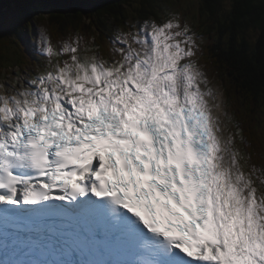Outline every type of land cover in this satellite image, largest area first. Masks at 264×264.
I'll list each match as a JSON object with an SVG mask.
<instances>
[{"label": "snow or ice", "instance_id": "snow-or-ice-1", "mask_svg": "<svg viewBox=\"0 0 264 264\" xmlns=\"http://www.w3.org/2000/svg\"><path fill=\"white\" fill-rule=\"evenodd\" d=\"M134 7L108 46L42 32L46 63L0 83V222L17 226L13 249L34 243L21 215L58 211L89 225L79 245L117 257L76 264H264V154L204 59L222 27L238 43L245 18L249 36L264 28V0Z\"/></svg>", "mask_w": 264, "mask_h": 264}, {"label": "trees", "instance_id": "trees-1", "mask_svg": "<svg viewBox=\"0 0 264 264\" xmlns=\"http://www.w3.org/2000/svg\"><path fill=\"white\" fill-rule=\"evenodd\" d=\"M191 1L192 4L200 5L202 10L217 3V0ZM145 2L149 0H0V61L3 64L11 56L22 61L29 53L32 55L30 42L39 22L49 26L53 36L61 41L79 30L82 35H96L98 41L108 46L120 21L135 19L128 14L129 9L135 11L134 6ZM151 2L177 5L171 0ZM220 2L230 4L233 0ZM249 2L258 4L259 0ZM241 25L245 36L243 42H237L235 31L222 27L218 40L209 39L204 59L210 64V75L216 77L223 93L232 97V105L238 112L244 130L255 136L258 145H261L256 126L260 118L258 109L264 105L257 98L264 91V28L257 25L251 39L248 29L252 25L246 18L241 21ZM225 31H229V39L224 38ZM249 41H252L251 47ZM253 93L256 95L253 96Z\"/></svg>", "mask_w": 264, "mask_h": 264}, {"label": "rangeland", "instance_id": "rangeland-1", "mask_svg": "<svg viewBox=\"0 0 264 264\" xmlns=\"http://www.w3.org/2000/svg\"><path fill=\"white\" fill-rule=\"evenodd\" d=\"M171 1L174 2V0H171ZM174 3H176L177 6H182V5L192 4V1L191 0H181L180 2H174ZM130 19H132V18H130ZM38 31H39L38 36L40 38L41 33L44 32L45 30L41 29L42 32L40 30H38ZM254 35L255 34L249 36V38L252 39L254 37ZM35 36H36L35 34H32V38H34ZM16 64H19L17 58L14 56H11L10 58L5 59L3 61V64H0V69H2V68H8L9 69V68L13 67V65H16ZM35 65L36 64H31V63H30V65H27V66L25 65L23 67L25 69H24V72L22 73L21 77H15L13 75L6 76L5 74L1 75L0 77L3 79H0V82L3 83L5 81V79H7L9 82H11L14 79H23L24 75H26L28 71L37 68V66H35ZM212 86L215 90H217L219 92V94L221 95V98H223L224 93H223V90L221 88V85L216 80H214ZM258 112L260 115V122L257 121V128H258V131L260 132L259 140L261 142H263V144L258 145V140L255 136L249 135L247 133H245V135L252 141L253 151L255 153H258V154H264V113H262V112H264V105L261 108L259 107ZM221 119L223 120V116L221 117Z\"/></svg>", "mask_w": 264, "mask_h": 264}]
</instances>
